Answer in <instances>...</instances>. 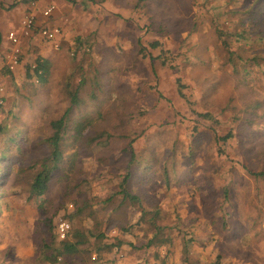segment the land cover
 <instances>
[{
	"label": "rangeland",
	"instance_id": "rangeland-1",
	"mask_svg": "<svg viewBox=\"0 0 264 264\" xmlns=\"http://www.w3.org/2000/svg\"><path fill=\"white\" fill-rule=\"evenodd\" d=\"M254 4L260 3L74 0L55 41L37 45L22 36L25 60L12 74L4 49L9 25L0 19V154L15 147L0 181V264H97L99 243L103 254L115 237L145 243L157 231L150 216L145 225L132 203L109 214L105 202L125 173L128 145L137 161L161 158L170 186L157 196L163 243L129 245L130 255L156 251L155 264H264V176L255 175L264 172V20L243 13ZM37 57L48 62L43 81L26 77ZM74 93L78 104L69 112L57 173L42 195L30 194V168L49 149V122ZM80 123L88 126L76 139ZM137 177L130 187L148 200ZM158 185L150 189L160 192ZM62 220L69 224L64 240L86 241L72 253L57 254ZM120 226H128L126 234ZM205 236L211 245L203 261L194 253L189 259L192 249L201 254L195 244Z\"/></svg>",
	"mask_w": 264,
	"mask_h": 264
},
{
	"label": "trees",
	"instance_id": "trees-1",
	"mask_svg": "<svg viewBox=\"0 0 264 264\" xmlns=\"http://www.w3.org/2000/svg\"><path fill=\"white\" fill-rule=\"evenodd\" d=\"M259 2L260 4H254L253 7H251L248 10H244L243 13L247 16V17H251L256 19V21H258L260 24H262L263 20H264V0H254V3ZM152 45V44H151ZM154 45V44H153ZM47 66H48V62L47 60L41 58V57H37L34 60V65L31 66V70L33 72V75H30L29 71H30V66H26V77H36L37 81H43L44 80V74L47 71ZM6 69V68H5ZM6 71L9 74H12V71H9L8 69H6ZM179 92L180 95H183V93L181 92V87H179ZM78 101H77V96L76 94H72V97L70 99V105L69 107H67L64 112L57 118L52 119L49 122V126H50V135L46 138V143L49 146L48 152L46 155H44L40 161H34L33 162V167H31L30 169L31 171V179L29 181V188H30V194H33L35 196H40L42 195L50 181L53 175H55L57 173L59 164L61 162L62 159V154H63V150L65 145V138L69 135L68 131H69V127H68V118H69V112L72 109L73 105H77ZM2 107V104H0V108ZM88 126L87 123H80L77 124L76 126H74L73 129V137L76 139H79L82 135H83V131L85 129V127ZM227 136H223L220 137L219 139L225 140ZM21 140H19V144L21 146ZM5 149V152L0 154V181L3 180V178L5 177V172L7 171L9 165L13 166V160L11 159L10 155L12 154V151H14L15 147L14 144L13 145H8ZM129 151V158L125 159L124 162H122V166L125 168V173L123 176L119 177V182L114 184L113 189L110 193V195L108 196L107 199H105V202L108 203L109 206V214H114L117 211L123 209H126L129 205L128 204H133L136 206L138 212L140 213V221L146 225L147 221H144L146 219V215L150 216V219L148 221H150L153 225L154 228L157 231H154V234L151 235V237H149L145 243L140 244V245H134V243L129 242L128 245H130L132 248L137 249H147L149 247L152 248V246H156L155 244V239H157L158 234L156 232H159V228L158 225L155 222V218L158 217L160 215L161 212H163V205L161 204V198L163 194H166L167 192H169V184L167 181H165V176H164V167L161 168V163L162 160L161 158L158 159V157H156L157 159L154 160L152 156H145L143 158V160L141 161H137L134 158V150L132 149V147L130 145H128V150ZM12 161V163L10 164V162ZM132 162V165H135V168H133L132 170L130 169V166ZM140 166V167H139ZM138 176L137 178H140V182L143 183L148 187H146L149 191V196H151V198H149L148 200L142 201L141 200V196L137 193H134L133 190V186H131L132 180L133 178H135V174ZM159 173H161L162 177H160ZM255 175H263L264 176V172H260L257 173ZM152 177L156 178V181L152 182ZM150 178V179H149ZM149 179V183L146 184L145 182L148 181ZM158 180V181H157ZM158 182H160V192L156 191L155 189L150 187L152 185H158ZM162 183V185H161ZM143 190V186L140 187ZM159 196V197H157ZM131 204V205H132ZM130 205V206H131ZM127 211V209H126ZM124 212L123 215V220L126 221L127 219V212ZM128 226L124 227V226H120L117 227L118 231L120 233L126 234L127 233V228ZM81 238H85L84 234H79L77 235ZM102 234H98V237H102ZM114 239V238H113ZM115 239L117 240L116 242H113V240L110 243L106 244V252L108 250H111L109 253H113V252H118L121 245L123 244V242L120 239H117V237H115ZM114 239V241H115ZM62 243L60 244V247L57 249V254H67V253H72L76 250V246L78 244L80 245H85L86 241L85 240H77L76 242H69L67 240L62 239L61 240ZM158 244L163 243L161 241V238L158 237L157 239ZM99 246L95 247V251L97 254V257L95 259L97 264H104L105 259L109 253H101L102 251L100 250L101 244H98ZM154 249V248H153ZM168 251V250H167ZM52 256V255H51ZM154 256L155 258H158V252L154 251ZM161 259H159L160 261H164L163 256H160ZM51 260L53 261L54 259L51 258ZM104 260V262H103ZM214 264H221L219 261L218 262H214Z\"/></svg>",
	"mask_w": 264,
	"mask_h": 264
},
{
	"label": "crops",
	"instance_id": "crops-1",
	"mask_svg": "<svg viewBox=\"0 0 264 264\" xmlns=\"http://www.w3.org/2000/svg\"><path fill=\"white\" fill-rule=\"evenodd\" d=\"M73 1L74 0H37V2L35 3V6H32V4H31L32 0H0V19L4 20L5 25H9L7 32L12 30V31H15L17 34L21 35L20 21H21L22 17L24 16V14L28 10H32L34 12V14L36 15V29H34L33 33L30 36H28L27 39L30 41V43L33 42V43L39 45V44H43L42 42L45 43L46 40H43V38H41L37 29H39V27L44 26V25L47 26V24H50V26L55 25V26L62 28V26H61L62 23L65 21H68L71 18L73 10H75L77 7L76 5H75V7L72 6ZM49 4H53L55 6V9L50 14L49 17H45L42 15L41 11H42V9H44ZM62 30H63V28H62ZM20 38H21V40H20V43H21L20 46H21L23 43L22 42L23 37L21 36ZM6 42L7 43L4 45L5 46L4 49L7 50V49H9L10 44H9L8 40ZM24 56H25V54L22 52L21 57H20L21 62L15 70L19 71L22 69L21 66L25 60ZM5 63H6V61H5ZM161 204L164 205L163 202ZM204 238L205 239L203 240V242H204L203 245L198 246V243L195 244L196 247L200 248L199 251L201 254L195 253L192 249V251L190 250L187 254L188 258L190 256V254L191 255L195 254L196 257H199L201 262L203 261V258H204L203 254L206 255L205 251L211 245L210 243H207L208 237L205 236ZM175 244L179 248H181V243H180L179 238L177 239V242H175ZM128 246L129 245H127V244H122L118 252L109 253L106 256L104 264H137L138 261H140L142 264H153V263L155 264L158 261V260H156L153 253H152V255H150V254L144 255L143 252H142L143 254H141L140 251L139 252L137 251V252H135V254H137V256H133L132 254L130 255L131 248H129ZM179 248L176 249V251L174 248V252H175V254H178V257L180 258L181 253H180ZM194 249L196 250L197 248H194ZM148 251H150V250L148 249ZM171 262H172V258H171L170 262H168V260H166V264H171ZM188 263H190V262H188Z\"/></svg>",
	"mask_w": 264,
	"mask_h": 264
},
{
	"label": "built area",
	"instance_id": "built-area-1",
	"mask_svg": "<svg viewBox=\"0 0 264 264\" xmlns=\"http://www.w3.org/2000/svg\"><path fill=\"white\" fill-rule=\"evenodd\" d=\"M37 0H32V6H35ZM55 6L53 4L47 5L44 9H42L41 13L45 17H49L50 14L54 11ZM21 26V35L17 34L15 31H8L6 35V39L8 40L10 47L7 49V53L5 55L6 58V68L9 71H14L20 64V40L21 36H30L34 29H36V15L32 10H28L20 21ZM60 30L58 26H41L37 29L41 38L47 41H55L60 35ZM4 101V88L0 85V104H3ZM69 229V224L67 221L62 220L58 225V235L60 239L65 238L66 233Z\"/></svg>",
	"mask_w": 264,
	"mask_h": 264
}]
</instances>
